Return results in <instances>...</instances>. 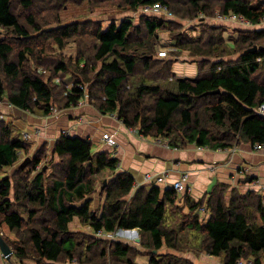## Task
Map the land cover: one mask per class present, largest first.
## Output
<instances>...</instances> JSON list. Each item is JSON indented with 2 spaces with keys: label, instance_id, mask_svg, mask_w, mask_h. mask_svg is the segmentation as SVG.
Returning <instances> with one entry per match:
<instances>
[{
  "label": "trees",
  "instance_id": "obj_1",
  "mask_svg": "<svg viewBox=\"0 0 264 264\" xmlns=\"http://www.w3.org/2000/svg\"><path fill=\"white\" fill-rule=\"evenodd\" d=\"M68 2L87 5L91 11L115 7L118 12H138L161 4L180 19H196L201 13L211 15L214 8L253 24L264 18L262 0H0V101L6 98L15 108L48 115L58 102L62 103L59 109H65L89 95L99 112L115 113L127 127L136 128L144 136L165 139L171 145L188 142L210 149H229L241 143L264 146V117L257 112L264 103V77L259 80L256 76L264 70V46L258 43L264 38V30L233 39L234 46H229L233 51L245 48L237 60L214 62L210 58L231 54L221 27L205 24L200 35L189 37L173 31L176 22L144 14L140 19L144 20L147 36L138 41L133 36L142 27L134 24L132 16L103 28L101 22L94 20L60 25L59 14L51 19L33 12L37 4L43 3L44 9H57ZM24 10L27 13L22 18ZM53 22L58 23L57 27H45ZM87 25L92 26L86 28ZM165 30L173 35L170 45L179 52L204 57L199 61L201 71L196 78L179 79L172 72L170 61L154 58L158 49L156 37ZM69 43L78 47L76 62L69 64L61 59L51 61L52 68L43 66L54 47L64 49ZM254 46L258 49L250 51ZM85 49L92 51L93 59L101 63L99 69L96 64H89ZM141 62L148 70L158 65L165 73L162 79L175 80L163 86L158 75V83H146L145 78L136 77ZM83 63L90 66L93 78L85 72ZM51 71L76 75L70 89L63 90L62 98L57 94L55 97L56 89L62 86L48 75ZM0 127V226L16 233L18 239L14 242L5 238L3 232L2 235L21 260L55 264L82 258L79 234L70 229V223L78 219L95 233L138 229L141 244L152 250L166 247L183 252L192 248L221 257L224 264H236L240 259L264 264V201L254 191L242 193L233 188L227 200L230 186L219 183L206 201L195 202L186 197L183 206L190 214L181 221L170 222L168 213L180 207L175 189L162 192L156 185L136 188L132 175L116 173L117 158L108 152L95 153L91 141L80 137L62 135L55 142L54 152L61 161L50 176L43 171L30 175L41 163L39 156L25 167L19 166L12 176L2 175L29 146L13 136L10 125ZM102 176L103 202L95 209L92 196ZM204 205L211 212L206 223L196 213ZM98 242L92 240L88 247ZM130 251L118 242L109 248L110 255L127 262H132L127 257ZM102 254L106 255V250ZM172 256L167 255L165 264H174ZM176 259L194 264L181 257ZM151 262L160 264L156 258Z\"/></svg>",
  "mask_w": 264,
  "mask_h": 264
},
{
  "label": "crops",
  "instance_id": "obj_2",
  "mask_svg": "<svg viewBox=\"0 0 264 264\" xmlns=\"http://www.w3.org/2000/svg\"><path fill=\"white\" fill-rule=\"evenodd\" d=\"M160 17L165 19L166 15L163 14ZM200 21H206L204 24L207 25L221 27L224 35L229 33L233 36L235 35L236 38L239 37L237 32L240 30H250L251 32L264 30V22L253 24L245 20L244 25L241 26L242 23L238 24L239 22H225L218 20L216 17L211 19L207 16H205V20L200 19ZM248 25L249 27H247ZM236 38L229 39L227 41L228 45L234 46L233 39ZM164 58L167 57H162V59ZM192 60L191 64L186 61L174 63L173 70L177 75L176 77L179 79H193L200 74V60L198 61L196 58H192ZM8 107L19 118L26 119L25 114L28 115L29 113L24 111V114H21L22 112L10 103H8ZM31 118L32 116H30L28 121L32 125L27 126V132L30 133V129L35 125L33 121L36 120ZM48 122L47 138H53V142H56L63 135L62 132L65 131L69 136H76L91 141L92 149L95 153L108 152L119 160L116 173L127 172L132 175L135 179L136 188L156 185L164 192L169 188L174 189L176 182L183 181L185 188H189V190L177 191L179 194L178 204L180 206L185 204L186 197L195 202L206 201L210 192L219 183H225L231 189H238L237 186H239L242 193L254 191L257 195H259V186L264 184V148L256 150L254 146L248 143H241L229 149H210L198 146L195 143H186L182 146L171 145L165 139L144 136L136 128L127 127L115 113L103 114L93 105L85 103V101L79 102L75 106L61 109L58 116H48L47 124ZM57 133L58 135L54 136ZM106 133L115 138L117 145L113 147L103 139ZM22 159L20 158L18 163L4 169L6 176H11L9 172H15L19 168L23 162H21ZM53 164L55 165V163ZM148 173L153 176H161L164 179L159 183L152 184L146 181L145 176ZM184 176H186L185 179ZM248 178L251 179L248 180ZM94 197L92 196L93 207L97 209L101 207L103 201L99 195L100 203L96 205L94 204ZM196 213L203 223H206L211 217V212L206 207L198 209ZM173 216H170L169 220H173L178 214ZM132 230L139 231L138 229ZM190 258L193 261L196 259L191 254ZM214 258L219 257L209 255V264L216 262ZM0 264L39 263L31 259L21 260L14 254L11 258H7L0 248Z\"/></svg>",
  "mask_w": 264,
  "mask_h": 264
},
{
  "label": "rangeland",
  "instance_id": "obj_3",
  "mask_svg": "<svg viewBox=\"0 0 264 264\" xmlns=\"http://www.w3.org/2000/svg\"><path fill=\"white\" fill-rule=\"evenodd\" d=\"M209 1L214 2L215 0H209ZM250 1L252 3H256V2H259L260 0H250ZM214 5H215V3H214ZM214 9H215V12L210 13L211 15H207V17H210L211 19L216 17L218 20H223L225 22H230V21L239 22L238 24L242 23L241 26L244 25L245 19H243L242 17L238 16L241 19L235 18V20L233 19L232 16L230 18H226L223 16L222 13H220L218 11V8H214ZM33 12L37 16H42L43 18H51V19H53L56 14H59L60 15V22H61L60 25L72 24L74 22H80V23L84 22L85 23V22H89L90 20H94V21L101 22L103 28H107L112 22H116L117 24H120V22L123 18H125L127 16L128 17L132 16L133 20H134V24L135 23L141 24L140 26L142 27L141 31L139 33H136L133 36V38L138 39V41L143 40L147 36V31H146L144 23H143L144 20L140 19V15L145 14L146 16L151 15L153 17L156 16L157 18H159V16L164 14V15H166L165 19L176 22L173 25V31H176V33L179 31L183 35H187L189 37H197L198 35H200L202 32V28L205 27L204 23L206 22V21L205 22L200 21V19L205 20L206 15L203 13L199 14L200 16L196 19H180L177 16H173V15L168 16L164 12H153L150 10L147 11L146 13L143 10H140L138 12H129V11L118 12L117 8L109 7L108 9H95V11H91V9H89V7L87 5L79 6V5L70 3V2L61 3L59 8H57V9H55V8L54 9H50V8L44 9L43 3H41L39 5L37 4V6L33 8ZM26 13H27V11H25V10L21 12L22 18H24V16H26ZM261 22H264V18H262V20L257 24H260ZM57 25H58V23L53 22V23H50L49 25H46L45 27L50 29V28L57 27ZM91 26L92 25H87L86 28H89ZM174 27H175V29H174ZM247 27H249V25ZM251 27H253V26H251ZM249 32H251V31L250 30H240L237 33H238V36L240 37V36H242L246 33H249ZM205 34H206V32L203 35H205ZM207 35H208V33L204 36L205 40L207 39ZM0 36L3 37L2 35H0ZM172 37H173V35L168 30L159 32V35L156 37L158 49L155 53L154 58L155 59L156 58L162 59V57H167L164 59H165V61H170L172 72L175 75H176V73L173 70L174 63H176L178 61L179 62H185L186 61V62H189V64H191L193 61L192 58H196V60L198 59V61L204 60V57L189 55L190 53L187 51H180L179 52L178 49L176 48V46L170 45V43L172 42ZM224 37L227 41L229 39L236 38L235 35L233 36L232 34H229V33L225 34ZM258 43H259V45L264 46V38L262 40H259ZM226 44L228 47L231 46V45H228L229 43H226ZM231 47H233V46H231ZM244 49L245 48H243L242 50L233 51V48H230L229 50H230L231 54L226 55L225 57H222L220 59L225 60V61L237 60L240 57V55ZM85 50L87 51L86 56L88 58L89 64L92 67H93V65L96 64V67L99 69L101 66V63L96 62L93 59V52L90 51L89 49H85ZM77 57H78L77 45L69 43L64 47V49H58V48L54 47L53 52L47 58H45V60H44L45 65H43V66L46 68H52L51 66H54V64L51 63V61H59L61 59L64 60L65 62L71 64L72 62L77 61ZM210 59L214 62L217 60H220L219 58L217 59L216 57L210 58ZM81 66L82 67L85 66V72L87 71L91 78H93L95 76V75H92L93 73H92L90 66L85 65V63H83ZM40 69H42V67H40ZM207 71H209L208 67H207ZM48 75H50L52 78H54V80H56L57 83H61L62 87L57 88L55 91V97L57 94L58 98H62L64 96L63 90L64 89H65V91L69 90L70 87L74 84V81L76 80V75L74 73H65V72L54 73L53 71H51L50 73H48ZM136 75H137L136 77H139L140 79L145 78L146 83L154 84V83H158L157 79H155V77L160 75V77L162 79V78H164L165 73L160 71V67L158 65H156V66L154 65V67L152 69L148 70L145 67V63L141 62L138 65ZM256 76L258 77L259 80H262L264 77V70L258 71ZM174 80L175 79H171V78L166 79V80L162 79L163 86H165V84L167 82H172ZM95 83H96V81L94 82L95 86H93L94 92L97 91V85ZM87 86H89V85H87ZM57 101H59V99H57ZM83 101H85V103H89V104L93 105L90 102L89 95ZM147 102H148V104L151 103V101H147ZM8 103L9 102L6 98L4 100L0 101V126L10 125L11 128L13 129V132H12L13 136H16V137L23 139L24 141H26V143H28L27 145L29 146V149H27L25 151H21V155L19 156V160H20V158H23L21 160V162H22L28 157H30L31 159H34L35 156H39L42 158L41 163L37 167V169H32V174H30V175L34 176L39 171L46 172V175H48V176L52 175V173H54L58 170L57 168L55 169V165H57L58 162L61 161V158L58 154H56L54 152L55 142H53V138H50V137L47 138V136H48L47 130L49 128V122L47 124V118H48V116H58L59 111L61 110V109H59L60 108L59 106H61L62 103L58 102V103L54 104L55 106L52 107V111L48 115H40V113H30L29 112L28 115L25 114L26 119H23L21 117L19 118L16 115V113L11 111L10 110L11 108H9L11 106L9 105V107H8ZM18 110H20V109H18ZM20 112H22L21 114H24L23 110H20ZM30 116H32V118L36 119L35 121H33V124H35V125H33V127L30 129L31 133L27 132L28 131L27 126L32 125L31 122L28 121V120H30ZM1 132H2V128L0 127V134H1ZM26 132L30 134V137H28V138L25 137ZM62 134L68 135L67 132H65V131H63ZM56 135H58V133L54 134V136H56ZM51 136H53V135H51ZM178 139L181 141L180 138H178ZM186 143H188V142H186ZM115 145H117V142ZM36 147H37V149H36ZM256 150H258V149H256ZM259 150H261V149H259ZM53 163H55V165ZM16 168H17V166H16ZM27 170L28 171L31 170V167ZM9 173L11 174V176L14 174L13 171H11ZM2 175L6 176V172H4ZM102 178H103V176L99 177L98 190L94 195L95 196L94 197L95 198L94 204H96V205H99V203H100L98 196L100 195V193L102 191L101 190ZM152 184H154V183H152ZM237 187H238V190L241 191L239 189V186H237ZM185 190L188 191L189 188H187V189L185 188ZM231 190L232 189L230 188L226 194L227 200L230 197ZM262 199L264 201V198H262ZM202 207H205V206H201L199 209H202ZM177 211H179V213ZM174 214H178L179 217H175L173 220H169L170 216L173 217ZM188 214H190V211H188L187 208H185L184 206H180L179 210H177L176 208L172 209V211L170 210V212L168 213V220L170 222H174V221H178V220L181 221L184 218H186V216ZM192 215H194V214L192 213ZM70 229H71V231L79 234L78 240L80 241V243H82L80 246V252L83 253V256H82V258L76 257V259L73 261L63 260V261H60L56 264H154L151 262L152 258H156V260L160 264H165L168 261L167 255H171V256L173 255L172 257H170V260H172V263H174V264H183L182 260L179 261L178 259H176V258H180V257L187 259V260L193 262L194 264H209V262H210L209 261V254H207L206 252H199V251L196 252L195 249H192V248L187 249L186 251H183V252L175 250V249H169L166 247H163L162 249H160L158 251L157 250L154 251L151 248H146L141 244L142 243V236L139 233V231H133L132 229H120L114 233H95V232L91 231V229L88 226L82 225L77 219H75L72 223H70ZM0 232L1 233L3 232L4 237L7 238L10 242L17 241V239H18L16 233L11 232L8 229V227H6L5 225L0 226ZM92 240H97L99 242L97 244L92 243L93 245L90 248V247H88V245H91ZM192 241H193V238H191V242ZM116 242L120 243L123 247L126 246L127 248L131 249V251L127 257L132 262H127L126 259L119 258L117 256H112L109 254L110 246H112ZM184 245L187 248H189L187 243H185ZM192 245H194V244H192ZM102 250H106V255L102 254ZM190 254L192 256L196 257L195 261H193L190 258ZM174 256H176V257H174ZM214 259H216V262L214 264H224L222 258L220 259V257H219V258H214ZM244 260H246V259H244Z\"/></svg>",
  "mask_w": 264,
  "mask_h": 264
},
{
  "label": "built area",
  "instance_id": "obj_4",
  "mask_svg": "<svg viewBox=\"0 0 264 264\" xmlns=\"http://www.w3.org/2000/svg\"><path fill=\"white\" fill-rule=\"evenodd\" d=\"M149 10H150V11H153V12H164V13H166L168 16L173 15L172 12L169 11V10L167 9L166 6L161 5V4H156V5L152 6V7H147V8H145V9H143V11H144L145 13H146L147 11H149ZM223 16L226 17V18H230V17L232 16L234 20H235V18L241 19V18L238 17L236 14H229V15H223ZM228 16H229V17H228ZM257 112H258V114H260L261 116L264 117V103L261 104V105L259 106ZM25 137H26V138L30 137V134H29V133H26ZM103 139H104L109 145H111V146H114V145L116 144V140H115V138H114L112 135L108 134V133L104 134ZM254 147H255V149H258V150L264 148V146H261V145H258V144L255 145ZM185 177H186V176H184V179H185ZM145 178H146V181H147V182L154 183V184L159 183V182H161V181L164 179V178L161 177V176H153L151 173L146 174ZM257 183H259V182H257ZM174 188H175L177 191H179V192L184 191V190H185V186H184V184H183V181H178V182H176V183L174 184ZM258 192H259L258 194H259L262 198H264V184L261 185V186H259V191H258ZM236 264H254V263H253L252 260H244V259H240V260L237 261Z\"/></svg>",
  "mask_w": 264,
  "mask_h": 264
},
{
  "label": "water",
  "instance_id": "obj_5",
  "mask_svg": "<svg viewBox=\"0 0 264 264\" xmlns=\"http://www.w3.org/2000/svg\"><path fill=\"white\" fill-rule=\"evenodd\" d=\"M258 49V46H254L253 49H250V51H254ZM221 90H218V92H220ZM31 160L30 157L26 158L21 164H20V167H25L26 164ZM251 178H248V180H250ZM107 179L104 180V185L107 183ZM0 248H1V251L2 253L7 256V257H11L12 254H13V251L11 249V247L8 245V243L4 240L3 236H2V233L0 232ZM156 251V250H154Z\"/></svg>",
  "mask_w": 264,
  "mask_h": 264
},
{
  "label": "bare ground",
  "instance_id": "obj_6",
  "mask_svg": "<svg viewBox=\"0 0 264 264\" xmlns=\"http://www.w3.org/2000/svg\"><path fill=\"white\" fill-rule=\"evenodd\" d=\"M5 256V255H4ZM7 257V256H6ZM7 258H10V257H7Z\"/></svg>",
  "mask_w": 264,
  "mask_h": 264
}]
</instances>
